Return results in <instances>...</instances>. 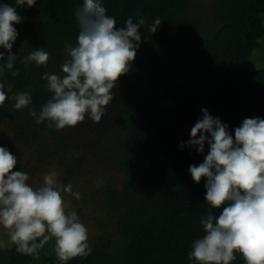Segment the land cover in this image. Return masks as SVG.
Masks as SVG:
<instances>
[{
    "label": "trees",
    "instance_id": "16d2710c",
    "mask_svg": "<svg viewBox=\"0 0 264 264\" xmlns=\"http://www.w3.org/2000/svg\"><path fill=\"white\" fill-rule=\"evenodd\" d=\"M194 1L102 0L117 28L126 27L129 16L134 22L145 18L137 57L113 89L101 122L86 117L75 127L57 130L48 121L38 125L29 110L39 112L51 98L43 73L63 75L65 43H77L75 11L83 0H37L33 7L0 0V5L17 7L23 17L13 25L19 35L12 71L19 69V74L13 77L4 68L6 59L0 60V82L32 97L27 108L13 110L9 93L0 107V128L18 144L36 149L31 170L55 162L65 167V184L91 165L121 175L119 182L98 191L97 203L113 229L101 220L104 232L92 253L67 264H196L187 254L193 241L205 235L200 221L210 209L215 216L222 209L206 202V178L196 183L189 171L204 161L209 145L201 154L187 142L202 109L227 124L233 137L245 118L264 119V67L251 62L264 41V0H206L201 14L192 17ZM157 17L161 25L152 33L149 25ZM41 47L49 53L46 65L21 62ZM0 51L6 58L7 50ZM53 245L54 238L39 250V259L64 264L55 252L46 253ZM234 254L231 264H246L241 254ZM35 260L18 253L15 245L0 248V264Z\"/></svg>",
    "mask_w": 264,
    "mask_h": 264
},
{
    "label": "clouds",
    "instance_id": "9594fccd",
    "mask_svg": "<svg viewBox=\"0 0 264 264\" xmlns=\"http://www.w3.org/2000/svg\"><path fill=\"white\" fill-rule=\"evenodd\" d=\"M37 0H15L19 7H33ZM79 27L77 43H65L67 58L61 64L63 75L43 73L42 79L52 94L39 112L30 109L29 115L39 125L48 121L57 130L75 127L86 117L93 123L101 122L106 107L113 99V89L121 76L129 73L137 57L141 42L140 29L146 20L129 16L126 27L117 28L116 19L107 14L102 0H83L75 11ZM23 17L17 7L0 5V60L12 71L16 55L13 44L19 33L13 26ZM161 25L159 17L149 25L152 33ZM49 53L42 47L33 50L21 61L46 65ZM0 68V72H3ZM7 81L0 82V107L9 99L15 101L13 110H22L32 103L28 92H14ZM191 128L188 146L203 154L209 151L198 166H189L193 180L206 178V202L212 209H222L218 216L211 209L200 223L205 235L191 245L187 257L196 264H231L234 253L242 255L246 264H264V119L245 118L235 129L213 117L207 109ZM210 134V136H209ZM184 144H181V148ZM17 157L0 146V228L7 230L9 242L21 254L39 259V250L55 239L54 251L59 261L67 264L77 257H87L93 251L88 240V229L75 211H67L61 192L80 199L71 184L61 187L57 173L44 175L43 184L33 188L30 176L24 171H13ZM101 181L97 182V187ZM39 240V243L37 241Z\"/></svg>",
    "mask_w": 264,
    "mask_h": 264
},
{
    "label": "rangeland",
    "instance_id": "374dc122",
    "mask_svg": "<svg viewBox=\"0 0 264 264\" xmlns=\"http://www.w3.org/2000/svg\"><path fill=\"white\" fill-rule=\"evenodd\" d=\"M206 0H195L194 7L192 8V17H197L201 14V9ZM171 49V47L169 48ZM251 62L256 67H264V41L258 46V49L254 51L251 56ZM12 134L7 132L4 128H0V146L7 148L14 156L17 157V165L13 171H24L30 176L28 181L29 185L34 189L39 188L43 184V177L45 174L55 171L57 173V182L61 187L71 184L73 192L80 193V199L77 200L73 195L61 192L62 198L67 204V211H75L80 221L88 229L89 244L94 246L96 239L103 234L104 228L101 227L100 221L106 219L107 228L109 231L113 229L111 220L106 218V212L100 208L97 203V199L100 197L98 194L99 189L106 184L113 181L119 182L121 175L115 172L105 173L94 166L82 167L77 172V175L70 179L66 184L63 182L65 175V167H62L59 163L55 162L42 166L38 171L31 170L37 155L33 148H27L14 141L11 137ZM29 163L28 168H25L24 164ZM101 181L99 187L97 182ZM106 232V231H105ZM14 245L10 244L7 230L0 228V248H12ZM54 247L50 246L46 251L47 254L54 251ZM32 264H47L44 259L40 258L33 261Z\"/></svg>",
    "mask_w": 264,
    "mask_h": 264
}]
</instances>
